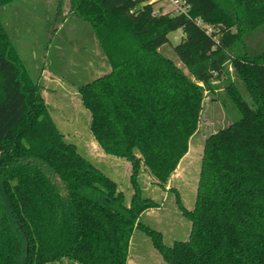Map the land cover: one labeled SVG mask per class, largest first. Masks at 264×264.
<instances>
[{
  "label": "trees",
  "instance_id": "obj_1",
  "mask_svg": "<svg viewBox=\"0 0 264 264\" xmlns=\"http://www.w3.org/2000/svg\"><path fill=\"white\" fill-rule=\"evenodd\" d=\"M14 1L0 0V8ZM68 1L75 50L97 49L102 72L75 91L97 147L129 163L133 193L126 204L115 182L65 140L0 23V264H126L137 230L166 264H264V0H176L183 12L169 13L155 12L152 0ZM177 30L171 50L189 78L186 93L171 95L140 61ZM83 60L55 62L69 70ZM202 91L238 118L205 139L194 207L179 209L188 238L166 245L140 220L159 204L142 196L138 175L165 184L185 154L183 131L195 125L175 107L184 115Z\"/></svg>",
  "mask_w": 264,
  "mask_h": 264
},
{
  "label": "rangeland",
  "instance_id": "obj_2",
  "mask_svg": "<svg viewBox=\"0 0 264 264\" xmlns=\"http://www.w3.org/2000/svg\"><path fill=\"white\" fill-rule=\"evenodd\" d=\"M150 3H154L155 12L169 13L176 9L170 0H152ZM72 19L73 13L69 11L68 0H16L0 8V23L16 48L25 72L36 85L56 128L67 142L75 145L84 158L115 182L117 190L124 195L128 204L133 193L129 163L107 156L97 147L88 129L89 113L82 108L75 91V85L84 82V79L91 80L102 72L96 68L97 49L92 50V56L82 50H75L78 31ZM181 38L179 30L171 32L168 34L169 44L157 50L154 56L140 61V67L156 82L155 85H160L165 90L175 89L171 95L176 94L175 91L182 94L187 92L185 80L189 78L188 74L171 50V47L180 43ZM260 39L261 34H257L252 39L253 45ZM59 46L62 49L56 52ZM80 57L85 59L80 69L67 70L55 62L59 58L62 59V64H75L74 61L77 62ZM88 65L93 68L92 72L80 75L81 69H86ZM191 81L195 87H201ZM213 84L216 90L220 88L217 82ZM239 89L245 96L241 85ZM215 95L213 92H200L199 104L196 107L188 104L190 108L185 110L184 115L175 107L181 117L195 122V125L191 124V130L183 131L185 133L181 139H185V154L169 174L165 184L160 186L158 180L147 171L141 170L138 175L142 196L159 204L158 208L145 212L140 220L146 227L159 232L166 245L188 238L190 224L181 216L179 209L180 206L187 210L194 207L205 139L238 118V114L230 107H223ZM181 99L179 104H185L184 95ZM168 134L166 129H161L162 139ZM175 137L180 139V136ZM54 264L78 263L63 259L61 263ZM126 264L166 263L154 250L149 238L137 230L129 241Z\"/></svg>",
  "mask_w": 264,
  "mask_h": 264
},
{
  "label": "built area",
  "instance_id": "obj_3",
  "mask_svg": "<svg viewBox=\"0 0 264 264\" xmlns=\"http://www.w3.org/2000/svg\"><path fill=\"white\" fill-rule=\"evenodd\" d=\"M172 2V4L176 7L175 11L176 12H183L184 7H183V3L176 1V0H170Z\"/></svg>",
  "mask_w": 264,
  "mask_h": 264
},
{
  "label": "water",
  "instance_id": "obj_4",
  "mask_svg": "<svg viewBox=\"0 0 264 264\" xmlns=\"http://www.w3.org/2000/svg\"><path fill=\"white\" fill-rule=\"evenodd\" d=\"M232 33H235V28H232Z\"/></svg>",
  "mask_w": 264,
  "mask_h": 264
}]
</instances>
